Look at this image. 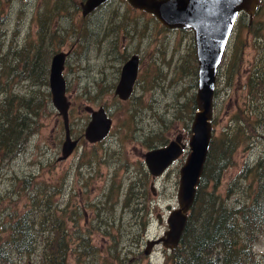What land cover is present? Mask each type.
<instances>
[{
    "label": "rangeland",
    "instance_id": "obj_1",
    "mask_svg": "<svg viewBox=\"0 0 264 264\" xmlns=\"http://www.w3.org/2000/svg\"><path fill=\"white\" fill-rule=\"evenodd\" d=\"M83 1L0 0V120L10 107L18 111L21 95H33L24 110L40 102L25 129V147L0 169V244L11 233L10 222L31 210L39 235H48L60 217L67 246L63 264H170L173 250L163 244L151 249L149 239L168 229L159 214L165 218L169 204L178 206L180 168L190 149L158 177L149 171L145 152L191 136L199 65L195 33L167 27L128 0H111L86 15ZM228 46L215 90L213 151L232 137L237 142L218 192L231 195L228 203L248 202L257 185L250 170L264 158V0L252 18L240 14ZM60 50L69 52L64 76L71 131L74 138L82 136L64 158V119L49 78ZM133 53L139 55L137 81L132 95L122 99L115 87ZM31 58L39 59L36 72L42 63L38 76L28 69ZM101 105L113 124L103 140L92 142L85 127L91 110ZM49 251L39 239L34 253L11 264H46L42 255ZM256 252L255 264H264V232Z\"/></svg>",
    "mask_w": 264,
    "mask_h": 264
},
{
    "label": "water",
    "instance_id": "obj_2",
    "mask_svg": "<svg viewBox=\"0 0 264 264\" xmlns=\"http://www.w3.org/2000/svg\"><path fill=\"white\" fill-rule=\"evenodd\" d=\"M106 0H85L82 2L86 15ZM138 8L155 14L165 26L192 28L195 33L196 51L199 62L197 109L191 124L192 134L189 139L190 152L180 169V183L177 197L179 206L168 205V229L160 238L149 239L150 248L162 241L166 246L175 248L179 245L186 229L190 208L195 202L198 185L205 171L213 135L212 118L216 82L221 60L229 43L236 19L241 11L253 16L260 0H129ZM66 51L56 52L51 61L50 87L53 103L63 116L65 140L62 145L63 155L67 157L77 146L79 139L71 133L69 106L66 94V78L63 74ZM139 70V55L128 59L121 71L115 92L122 98L130 97L134 90ZM92 117L85 128V136L95 142L104 138L112 126V117L104 106L92 109ZM172 139L166 145L153 147L145 152V160L154 175H159L183 153L186 143L182 136ZM162 222V214H159ZM150 249V250H151Z\"/></svg>",
    "mask_w": 264,
    "mask_h": 264
},
{
    "label": "trees",
    "instance_id": "obj_3",
    "mask_svg": "<svg viewBox=\"0 0 264 264\" xmlns=\"http://www.w3.org/2000/svg\"><path fill=\"white\" fill-rule=\"evenodd\" d=\"M44 21L46 22V18L42 20L40 31H43ZM51 42L55 43L54 40ZM236 49L241 53L240 48ZM41 53L43 50L38 52L35 58ZM240 53H236L235 56ZM34 59L31 58L30 64L33 65L28 69L30 73L38 76L42 63L40 71L36 72L39 59ZM30 98H33V95L31 97L21 95L20 101L22 104H27ZM22 104L18 111L10 107L5 117L1 118L3 120H0V169L7 158L21 152L25 147V129L34 120L33 115L39 114L35 109L39 108V101L34 104L36 107L28 104L26 107L28 110H24ZM234 141L236 138L232 137L224 143L220 142L221 150L215 153L213 151L215 138L212 140L205 171L198 185L186 229L180 244L169 256L170 264L257 263L256 245L264 232V158L250 170V175H255L253 180H257L252 199L248 202L228 203L226 198L231 195L222 197L218 188L223 170L232 164L233 150L237 142ZM248 172L249 170L246 173ZM237 185H239L238 181ZM133 188L134 186L129 190V194L133 192ZM30 211L18 217L16 221L10 222L11 233L0 244V259L4 260L3 264H11L17 258L34 253L39 239L47 241L50 246L49 253H43L42 261H47L46 264H56L59 260L63 264L67 246L64 240L66 238H61L64 226L59 222L60 217L58 216L55 222L50 224L48 235H39L34 232L37 223L31 218ZM37 234L38 238L35 236Z\"/></svg>",
    "mask_w": 264,
    "mask_h": 264
},
{
    "label": "flooded vegetation",
    "instance_id": "obj_4",
    "mask_svg": "<svg viewBox=\"0 0 264 264\" xmlns=\"http://www.w3.org/2000/svg\"><path fill=\"white\" fill-rule=\"evenodd\" d=\"M109 1H111V0H106V1L102 2V3L99 4L97 7H95L93 10H91L90 13L93 12L94 10L98 9L100 6L104 5L105 3L109 2ZM132 55H133V54H132ZM132 55H131V56H132ZM131 56H130V57H131ZM77 137H79V138H78V139H79L78 145H79V144H80V141H81V139H82V136H77ZM158 146H160V145H158ZM77 147H78V146H77Z\"/></svg>",
    "mask_w": 264,
    "mask_h": 264
}]
</instances>
